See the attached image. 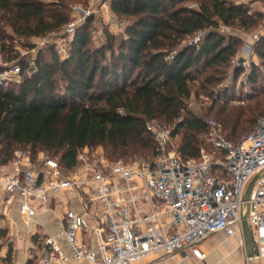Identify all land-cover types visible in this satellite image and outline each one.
Wrapping results in <instances>:
<instances>
[{"label": "trees", "instance_id": "16d2710c", "mask_svg": "<svg viewBox=\"0 0 264 264\" xmlns=\"http://www.w3.org/2000/svg\"><path fill=\"white\" fill-rule=\"evenodd\" d=\"M48 1L0 0V54L5 63L19 56L7 51L5 44L13 39L6 37V29L25 39L59 34L71 21L73 4L90 3ZM239 2L112 0V14L132 21L124 36L106 31V42L92 50V17L77 29L65 60L53 48L51 59H42L40 53L34 67L20 59L15 64L22 69L20 81L0 87V166L14 162L22 148H31V162L48 155L68 172L83 150L98 147L112 162L128 164L142 156L152 157L153 163L158 146L146 131L149 120L170 127L173 139L181 136L180 156L196 160L209 133L208 122L214 119L189 109L193 96L213 100L209 114L218 107L216 122L227 138L239 143L255 129L257 113L264 114L263 100L248 108L230 107L222 94L214 95L243 43L233 29L249 31L262 18ZM200 33L203 37L192 44ZM253 51L264 69V36ZM257 72L254 68L248 80L254 91ZM243 73L241 66L234 70L236 77ZM112 77L121 85L110 81ZM224 157L219 154L218 159Z\"/></svg>", "mask_w": 264, "mask_h": 264}, {"label": "built area", "instance_id": "2783aa9c", "mask_svg": "<svg viewBox=\"0 0 264 264\" xmlns=\"http://www.w3.org/2000/svg\"><path fill=\"white\" fill-rule=\"evenodd\" d=\"M94 15L92 8L72 7L71 21L65 33L72 39L79 27ZM226 33L230 31L222 27ZM258 36L244 49V62L250 64ZM203 37L198 34L191 42ZM0 87L19 82L22 69L5 63L0 55ZM34 60L30 67H34ZM123 114L122 111H120ZM146 131L157 143L153 163L126 164L112 162L103 153L83 150L72 172L59 161L44 154L35 162L16 152L11 171L0 168V192L21 200L19 213L34 219L39 211L54 213L59 198L76 195L82 212L69 209L62 219L59 235L42 237L40 264H139L151 256L166 259L187 254L199 262L207 256L200 245L210 237L226 233H242V209L251 181L264 172V117L255 129L239 143L227 138L214 120L208 122V143L198 159H185L174 149L172 131L157 121H147ZM224 154V159H216ZM248 222L254 232L260 257L264 260V176L250 200ZM97 246L83 241L91 230ZM61 241L67 243L71 255L64 253Z\"/></svg>", "mask_w": 264, "mask_h": 264}, {"label": "rangeland", "instance_id": "374dc122", "mask_svg": "<svg viewBox=\"0 0 264 264\" xmlns=\"http://www.w3.org/2000/svg\"><path fill=\"white\" fill-rule=\"evenodd\" d=\"M240 1V2H239ZM46 2H49L46 0ZM239 4H245L251 9L252 14H261L262 18L259 20L258 26L254 29L249 31L243 32L239 31L238 29H233L232 33L239 35L242 37L243 43L239 48V53L236 59L233 62L232 67L227 70V74L225 75V80L215 88L214 95L219 96L222 94L221 99L222 102L229 103L230 107H244L248 108L251 106H255L261 100L264 101V96H260L259 94L264 92V69L262 68L261 61L254 55L248 58L250 64L247 66L239 65L240 59H243L244 49H246L247 44H252L253 40L258 37L264 35V1L262 0H238ZM73 5H82L84 7L92 8L94 15L93 22L95 28V34L93 36L91 49L95 50L96 48H100L106 42V31H110L116 36H124L125 31L129 25L132 24L131 20L122 19L116 17L112 14L110 9V0H90L88 5L83 3H74ZM106 5V6H105ZM223 31V30H222ZM224 32V31H223ZM6 37L9 39H13V41L6 42L7 51H13L12 57H16V53H18V60L14 61L12 64H17L20 59H27L29 61H33L36 59L40 53H42V59L49 61L51 59V55L53 53L49 52L52 48L54 51L57 52L59 57L62 60H65L70 51V39L65 30L60 32L59 34H49L43 38H32V39H25L15 36L11 30H5ZM226 33V32H224ZM231 33V30H230ZM227 34V33H226ZM195 39V37L193 38ZM10 40V39H9ZM0 50H1V42H0ZM254 53V51H253ZM1 55V54H0ZM1 57H3L1 55ZM1 62V61H0ZM237 66H241L244 70V73L238 77L234 75V70ZM256 68L258 71L257 73L260 74L258 78V83L256 85V90L252 85L248 84L250 72ZM113 83L117 84L118 86L121 85V82H116L115 77L110 78ZM226 93V96L223 95ZM258 96L257 99H252V97ZM213 100L205 98L203 96L196 98L195 96L192 97L189 104V109H191L197 115L203 117L206 120L214 119L215 113L218 107L211 113L209 108L211 107ZM220 105V104H219ZM264 114H260L259 112L255 116L256 121L261 118ZM168 129H171L168 127ZM182 143V137L178 136L174 139V149L179 151L180 146ZM202 148H205L208 153L213 155V148L208 143L207 138L202 145ZM94 154L103 153L101 147L95 148L90 150ZM17 153L23 156L30 157L31 148L27 149H18ZM47 157H51L46 155ZM16 158V157H15ZM216 159L219 158V154H216ZM17 159V158H16ZM152 157H137L133 161H129L128 164H139L143 162L152 161ZM25 229L28 226H24Z\"/></svg>", "mask_w": 264, "mask_h": 264}, {"label": "crops", "instance_id": "0c3cea01", "mask_svg": "<svg viewBox=\"0 0 264 264\" xmlns=\"http://www.w3.org/2000/svg\"><path fill=\"white\" fill-rule=\"evenodd\" d=\"M15 164L16 159L0 168L11 171ZM58 200L60 206L54 213L39 211L37 216L30 220L19 213L20 199L10 198L8 194L0 192V264H40V239L61 233L62 219L67 210L75 209L82 212V205L75 194L67 193ZM91 224V230L84 233L82 238L85 243L96 247L95 225L92 222ZM24 226L28 228L25 229ZM61 245L64 253L70 256L71 251L67 243L61 241ZM200 250L207 256L205 262L197 261L191 252H188L166 259L151 256L139 264H264V260L256 263L248 261L243 236L240 232L232 237L226 233L216 234L203 242Z\"/></svg>", "mask_w": 264, "mask_h": 264}, {"label": "water", "instance_id": "95a60500", "mask_svg": "<svg viewBox=\"0 0 264 264\" xmlns=\"http://www.w3.org/2000/svg\"><path fill=\"white\" fill-rule=\"evenodd\" d=\"M244 61L241 60L240 64H242ZM264 176V172L257 175L249 184L247 191L245 193L244 201L246 204L244 205L242 209V236H243V242L246 249L247 259L248 260H254L260 257L259 247L257 244V241L254 236V232L248 222V216H249V205L247 202L250 200V197L253 193V190L255 188V185L257 182L262 179Z\"/></svg>", "mask_w": 264, "mask_h": 264}]
</instances>
